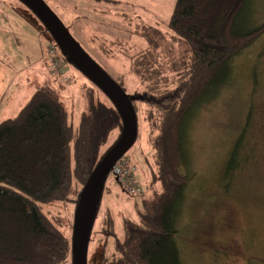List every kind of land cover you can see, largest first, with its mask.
I'll list each match as a JSON object with an SVG mask.
<instances>
[{"label": "trees", "instance_id": "16d2710c", "mask_svg": "<svg viewBox=\"0 0 264 264\" xmlns=\"http://www.w3.org/2000/svg\"><path fill=\"white\" fill-rule=\"evenodd\" d=\"M251 1L176 0L167 30L183 52L169 76L152 69L166 56L160 52L163 36L158 30L142 32L145 49L123 54L130 61V73L142 86L128 97L136 118L131 147L142 138L144 125L149 151L142 160L149 182L145 190L135 179L137 169L130 157L124 156L145 191L129 195L141 198L140 203H134V216L124 217L119 228L113 216L105 213V240L113 239L114 244L113 252L103 255L99 264H183L180 246L186 238L181 217L187 187L193 180L191 124L201 108L232 82L235 59L264 36V24H253ZM53 46L59 50L54 41ZM59 52L58 58L66 61ZM87 82L76 134L56 91L45 86L35 90L14 118L0 123V264H64L71 260V239L43 213L42 206L70 204L73 227L79 195L120 137L122 127L112 103ZM251 115L249 109L247 126L233 144L222 175L227 181L230 173V183L223 188L230 187L237 169L247 163L249 153L242 146ZM111 136L115 141L103 151ZM104 191L111 193L105 185ZM97 216L98 209L95 219ZM92 238L90 234L88 247Z\"/></svg>", "mask_w": 264, "mask_h": 264}, {"label": "rangeland", "instance_id": "374dc122", "mask_svg": "<svg viewBox=\"0 0 264 264\" xmlns=\"http://www.w3.org/2000/svg\"><path fill=\"white\" fill-rule=\"evenodd\" d=\"M42 1L58 18L53 10L56 9L53 2L57 3V7L65 3L62 0ZM129 1L130 17L135 18V39L127 45L106 48L104 51L110 52V56L94 55L83 45L74 29L68 30L63 25L87 55L123 87L128 97L142 86L139 79L130 73V61L123 54L133 55L146 47L142 38L145 29L158 30L163 36L158 42L161 54L166 56L153 64V70L167 76L173 74L171 67L183 52L167 30L176 0ZM73 2L81 7L79 1ZM251 4L254 26L264 24V0H252ZM1 13L14 23L5 21ZM36 29L39 30V45L35 43L38 36ZM30 36L33 37L31 40L34 39L32 42L28 40ZM46 39L53 44L51 36L22 3L0 0V84H3V89L0 88V117H12L6 108L19 107L26 97L28 99L25 81L27 74H30L32 89L45 86L56 91L76 134L85 106L83 89L88 88L89 83L67 60L58 70H52L44 58L43 45H48ZM233 63L232 82L201 108L190 128V170L193 180L187 187V201L181 217V229L186 238L180 246L183 264H264V36L243 51ZM53 71L61 74V78L56 77ZM9 96H12L13 102H7ZM249 109L252 115L242 146V151L248 152L249 157L246 165L237 169L230 187L226 189L223 186L229 185L230 173L225 181L223 171L235 140L244 130ZM142 128V138L128 150L125 157H130L137 169L135 179L146 190L149 175L142 159L149 149L143 137L144 125ZM114 141V136H111L103 151L111 147ZM108 188L111 193L103 192L98 216L93 223L87 264H99L103 255L108 256L113 252V239L105 240V213L113 216L119 228L124 217H128V214L129 217L134 216V203H140L141 198L129 197L111 177L105 182V189ZM42 211L70 240L71 205H44ZM120 231L119 238L122 236ZM64 264H71V260Z\"/></svg>", "mask_w": 264, "mask_h": 264}, {"label": "water", "instance_id": "95a60500", "mask_svg": "<svg viewBox=\"0 0 264 264\" xmlns=\"http://www.w3.org/2000/svg\"><path fill=\"white\" fill-rule=\"evenodd\" d=\"M41 23L67 62L96 86L117 110L121 134L101 158L84 185L74 212L71 264H87L88 242L103 188L114 165L125 156L136 136V118L128 96L81 48L42 0H17Z\"/></svg>", "mask_w": 264, "mask_h": 264}, {"label": "crops", "instance_id": "0c3cea01", "mask_svg": "<svg viewBox=\"0 0 264 264\" xmlns=\"http://www.w3.org/2000/svg\"><path fill=\"white\" fill-rule=\"evenodd\" d=\"M55 1L59 2L58 0ZM62 1L65 3V5H60L58 7L57 3L53 2L56 5V9L53 10H55V12L57 13V16L62 24L66 28H69L68 30L74 29L75 34L79 36L83 45L88 47L94 53V55L104 57L110 56L112 55L110 52L104 51L106 48H115L122 45H127L131 40L135 39L136 32L133 27V25L135 24V18L134 16L132 18L130 17L129 11L131 9L129 0H77L79 1L78 3L81 7L76 6V4L73 2L74 0ZM1 17H4V20L9 23H14V20H12L11 18H6L4 15H2V13ZM27 22L32 27H34L29 22V20H27ZM38 31V36L35 40L36 45H39ZM31 37L32 36H30L28 40H31L33 38ZM33 40H31V42ZM46 41L48 45H43L45 60L47 58L48 47L50 45H53L50 44L47 39ZM53 74L56 73L53 71ZM30 78L31 75L27 74L25 82L27 84L26 90L29 91L28 99H30L35 90L39 88L38 86L35 87V89L31 88V85L29 83ZM39 78L45 79L46 77L39 76ZM0 88L3 89L2 83L0 84ZM6 99H8V103L13 102L12 96L7 97ZM28 99L26 97V99L23 101V105H20L19 107L6 108V111L11 114L12 117L6 118V115H2L0 117V123L7 119L14 118L18 114V112L26 105Z\"/></svg>", "mask_w": 264, "mask_h": 264}, {"label": "built area", "instance_id": "2783aa9c", "mask_svg": "<svg viewBox=\"0 0 264 264\" xmlns=\"http://www.w3.org/2000/svg\"><path fill=\"white\" fill-rule=\"evenodd\" d=\"M60 54L58 50L50 45L47 51V62L51 66L52 70H58L62 66V59L60 60ZM55 72V71H54ZM134 170L131 169L121 158L112 168L110 176L114 178L128 193V195L139 196L144 194V189L137 184L132 174Z\"/></svg>", "mask_w": 264, "mask_h": 264}, {"label": "bare ground", "instance_id": "6f19581e", "mask_svg": "<svg viewBox=\"0 0 264 264\" xmlns=\"http://www.w3.org/2000/svg\"><path fill=\"white\" fill-rule=\"evenodd\" d=\"M108 176H110V174Z\"/></svg>", "mask_w": 264, "mask_h": 264}]
</instances>
